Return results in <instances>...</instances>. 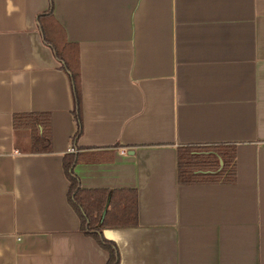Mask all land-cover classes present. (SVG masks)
Here are the masks:
<instances>
[{
    "label": "crops",
    "instance_id": "0c3cea01",
    "mask_svg": "<svg viewBox=\"0 0 264 264\" xmlns=\"http://www.w3.org/2000/svg\"><path fill=\"white\" fill-rule=\"evenodd\" d=\"M194 146L234 148L236 182L179 183ZM70 164L137 224L84 226ZM97 234L117 264H264V0H0V264H109Z\"/></svg>",
    "mask_w": 264,
    "mask_h": 264
},
{
    "label": "trees",
    "instance_id": "16d2710c",
    "mask_svg": "<svg viewBox=\"0 0 264 264\" xmlns=\"http://www.w3.org/2000/svg\"><path fill=\"white\" fill-rule=\"evenodd\" d=\"M16 129L30 131V151H51V118L47 114L15 115ZM71 165L66 166L71 181V200L81 213L83 225L89 230L106 227H123L137 224V194L134 191L113 192L111 198L98 192L78 188L71 176ZM178 178L181 184L212 183L233 184L237 180L236 152L231 146L184 147L178 153ZM110 254L109 264H117V255L112 245L95 235Z\"/></svg>",
    "mask_w": 264,
    "mask_h": 264
},
{
    "label": "built area",
    "instance_id": "2783aa9c",
    "mask_svg": "<svg viewBox=\"0 0 264 264\" xmlns=\"http://www.w3.org/2000/svg\"><path fill=\"white\" fill-rule=\"evenodd\" d=\"M76 152V150L75 149H71V153H75Z\"/></svg>",
    "mask_w": 264,
    "mask_h": 264
}]
</instances>
